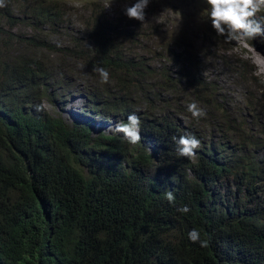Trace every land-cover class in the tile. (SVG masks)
I'll return each mask as SVG.
<instances>
[{
  "label": "trees",
  "instance_id": "obj_1",
  "mask_svg": "<svg viewBox=\"0 0 264 264\" xmlns=\"http://www.w3.org/2000/svg\"><path fill=\"white\" fill-rule=\"evenodd\" d=\"M78 1L85 8L83 47L78 37L70 48L48 41L54 32L65 36L60 27L67 36L74 30V10L64 12L67 0H3L0 7V264H264L260 188L246 207L239 197L231 201L209 186L224 176L254 179L259 173L253 157L241 170L238 162L224 163L229 143L221 134L211 142L194 135L200 141L195 159L177 153L174 138L190 133L170 116L169 110L180 108L175 97L201 104L205 115L198 120L223 122L225 110L209 116L215 84L202 76L191 81L186 72H179L187 78L185 87L171 84L145 55L156 57L158 43L163 58L170 55L148 20L126 18L114 25L101 0ZM52 53L59 59L74 54L88 68L108 71L115 92L105 83L75 88L92 103H103L106 115L126 117L145 106L137 111L139 143L121 133L92 137V108L78 116L83 121L68 123L42 107L44 100L62 101L59 95L75 80L67 73L69 62L52 66ZM184 55L195 73L191 52ZM169 92L178 103L170 102ZM180 109L197 119L187 106ZM184 206L186 213L180 211ZM192 230L199 233L196 242L188 237Z\"/></svg>",
  "mask_w": 264,
  "mask_h": 264
},
{
  "label": "rangeland",
  "instance_id": "obj_2",
  "mask_svg": "<svg viewBox=\"0 0 264 264\" xmlns=\"http://www.w3.org/2000/svg\"><path fill=\"white\" fill-rule=\"evenodd\" d=\"M68 1L67 6L66 4L64 6V12L66 13V7L74 10L69 14V26L74 28V32L69 30L70 36H67L60 27L61 33L65 36H62L60 32H54L49 36L48 41L57 46L70 48L69 41L73 37H78L81 38L80 46L83 47L82 44L85 42L84 36L86 35L83 30L81 11H84L85 8L83 5L81 6L78 0ZM191 1L195 2L196 6ZM101 2L113 24L117 25L126 18L130 19L126 16L124 9L126 5L131 6L135 0H101ZM207 11L206 0H150L145 9V20H148L147 26H150L151 33L157 37H163L162 45L166 46L170 55L163 58L165 52L161 49V43L155 46L156 57L149 55V53L145 55L149 58L151 67H154L158 72L165 70L164 72L171 84L177 85L179 82L181 88L186 86L185 80L187 78H181L179 72H186L191 81L195 80V76L199 78L202 76L204 80L215 84V107L209 116L214 114V109L225 110L224 116L226 118H223V122L218 121L213 124L211 117L206 122L198 119L194 121L193 118H189L180 108L188 106L187 103H190L192 99L182 100L181 97L186 96L179 94L175 98L180 100L178 105L180 108L176 107L172 111L169 110V113L171 117L176 115L175 118L182 128L187 129L195 136L207 138L209 142L216 141L217 134L223 135V138L229 143L223 152L224 163L238 162L241 170L242 164L248 161L249 157H253V162L259 173L254 179L248 180L247 174H243L241 179L224 176L212 180L209 184L217 195L221 194L231 201L239 197V202L248 207L254 203L257 195L253 190L255 188H260L257 193L264 200V68L259 66V64L264 63V37L235 42L226 41L225 37L220 36L221 39L216 40L211 36L212 33L213 36L217 34L207 17ZM262 16H264V11L257 14V19ZM123 25L124 27L128 26L126 21L122 22L121 26ZM202 42H204V50L200 47ZM185 51L191 52V60H194L197 65L195 73L194 71L189 72L191 65L185 63ZM48 55L52 59L54 68H57L61 61L69 62L71 67H67V73L74 75L75 80L72 83V88L67 87L63 95H59L62 101L50 103L44 100L42 107L46 111L60 115L68 123L83 121L78 117L79 114L87 108H92L93 112L89 113V116L93 120L88 124L92 137L115 132V126L122 121L123 116L115 114L105 117L103 103H91L82 97L83 89L90 87L92 83L99 86L102 83L99 74L93 70L94 68H88L87 65L78 62L74 54L66 55L63 59H59L54 53ZM262 65L264 67V64ZM158 72L157 76H159ZM51 74L52 77L58 76L57 72ZM90 76L92 78H89ZM112 79L113 77H109V81L105 84L107 89L115 92ZM64 80L67 81L65 75ZM78 87L82 89L81 92L75 91V88ZM98 93L104 95L99 89ZM171 96L173 95L169 92L167 98L172 103L173 98ZM175 98L173 100L178 103ZM192 103L196 102L192 100ZM196 104L204 111L201 104ZM137 110L144 112L145 106H140ZM166 110L168 109L166 108ZM96 111H101V115H97ZM96 123L98 125H95ZM233 130H237L241 134L238 132L235 135ZM192 158L195 159V155ZM228 158L230 159L228 160Z\"/></svg>",
  "mask_w": 264,
  "mask_h": 264
},
{
  "label": "clouds",
  "instance_id": "obj_3",
  "mask_svg": "<svg viewBox=\"0 0 264 264\" xmlns=\"http://www.w3.org/2000/svg\"><path fill=\"white\" fill-rule=\"evenodd\" d=\"M149 3L150 0H135L131 6L126 5L124 9L126 16L143 22L145 20V9ZM206 4L208 6L207 17L211 21L212 28L217 35L225 37L226 41H250L257 37H264V16L257 19V14L264 11V0H206ZM4 6L3 0H0V7ZM93 70L99 74L102 83L109 81V73L106 69L95 67ZM82 97L84 96L82 95ZM89 102L91 101L89 100ZM40 110L41 106L38 105L37 111ZM137 111L126 117L123 116L122 121L116 124L115 132L107 135H118L121 133L129 143H139L141 140L139 127L142 120L139 112H142ZM187 111L197 119L205 115L196 103L188 104ZM115 114L106 115L104 113L105 117ZM97 115H101V113L97 112ZM87 117L91 121L93 120L91 116L87 115ZM126 119L127 121L125 122ZM196 137L199 138L198 136ZM196 137L190 133L182 135L178 139L174 138L179 156L191 158L195 155V150L200 146V141ZM165 195L170 202L174 201L175 197L171 191L166 192ZM180 211L186 213L189 209L184 206ZM188 237L193 242H196L199 239V233L196 230H192L189 232ZM200 243L202 247L207 246L206 241H201Z\"/></svg>",
  "mask_w": 264,
  "mask_h": 264
},
{
  "label": "bare ground",
  "instance_id": "obj_4",
  "mask_svg": "<svg viewBox=\"0 0 264 264\" xmlns=\"http://www.w3.org/2000/svg\"><path fill=\"white\" fill-rule=\"evenodd\" d=\"M253 56H254V55H253ZM257 57H258V56H257ZM257 60H258V59H257ZM257 60H256V61H257ZM259 60H260V59H259ZM261 62H262V61H261ZM262 64H264V63H262ZM262 64H261V65L259 64V66L263 69L264 67H263ZM95 125H98V124L96 123Z\"/></svg>",
  "mask_w": 264,
  "mask_h": 264
}]
</instances>
